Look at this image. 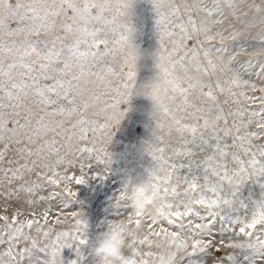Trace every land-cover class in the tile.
I'll return each mask as SVG.
<instances>
[{
  "label": "snow or ice",
  "instance_id": "obj_1",
  "mask_svg": "<svg viewBox=\"0 0 264 264\" xmlns=\"http://www.w3.org/2000/svg\"><path fill=\"white\" fill-rule=\"evenodd\" d=\"M149 3L168 103L144 143L167 172L123 264H264V192L240 193L264 177V0ZM133 4L0 0V264H92L74 185L105 178L141 94ZM112 207L129 215L119 189Z\"/></svg>",
  "mask_w": 264,
  "mask_h": 264
},
{
  "label": "clouds",
  "instance_id": "obj_2",
  "mask_svg": "<svg viewBox=\"0 0 264 264\" xmlns=\"http://www.w3.org/2000/svg\"><path fill=\"white\" fill-rule=\"evenodd\" d=\"M141 96L149 101L146 129L149 136L159 135L163 120V107L168 103L166 85L159 70L153 63L152 74L141 84ZM108 144L106 145L107 149ZM140 158L146 161L139 172L127 175L121 184L120 204L129 210L123 218L107 219L89 242L92 264H123L128 244L138 238L134 221L139 217L155 218L161 208L160 180L167 169L162 164V154L153 143H143ZM161 251L166 253V249Z\"/></svg>",
  "mask_w": 264,
  "mask_h": 264
},
{
  "label": "rangeland",
  "instance_id": "obj_3",
  "mask_svg": "<svg viewBox=\"0 0 264 264\" xmlns=\"http://www.w3.org/2000/svg\"><path fill=\"white\" fill-rule=\"evenodd\" d=\"M138 4V2H135L133 6L138 8ZM139 8H141V5ZM153 30V41L151 45L148 46V50H143L141 38L136 37L133 40L136 44L135 47L139 52V58L136 63V75L138 76H150L152 74L154 63L153 53L158 46L155 26ZM145 63H150V65H143ZM134 100V96H131L128 103H131ZM137 100L142 103L134 105L135 107H132L133 110L131 111L128 110V104L125 106L127 111L123 119L120 121V124L114 130L117 135V139L114 142H111L112 149L118 155L117 167H119L121 172L124 173V177L134 172H139L142 165L145 164H137V156L139 157L140 151L136 149H140L144 141L149 139L146 125L150 104L149 101L145 102L146 99L144 100V97L141 95H137ZM96 171L97 170L95 168H90L88 171L89 178L87 182L85 184L74 185L76 203L73 207L77 210H82L84 213V218L88 224L87 236L89 238V242L94 239L98 233L93 229L96 222H99L100 227L102 228L105 220L116 218L112 207V200L124 181V177L120 178L121 174L114 172V170L111 169V166H108L106 176L103 180H100L99 176L91 178ZM256 186H258L256 180H249L245 182L240 187L242 197L245 199L258 198L260 194L255 196L253 194L254 189H252ZM8 214L11 215V210H9Z\"/></svg>",
  "mask_w": 264,
  "mask_h": 264
},
{
  "label": "bare ground",
  "instance_id": "obj_4",
  "mask_svg": "<svg viewBox=\"0 0 264 264\" xmlns=\"http://www.w3.org/2000/svg\"><path fill=\"white\" fill-rule=\"evenodd\" d=\"M139 3L138 4V8L135 6H133V27H134V34H133V40L137 37V38H141V42L143 43V50H148V46L151 45L152 41H153V28H154V20H155V13L153 11L152 5L149 3V0H134V3ZM134 5V4H133ZM141 5V8H139V6ZM153 24V25H152ZM152 36V37H151ZM134 46L136 45L135 42ZM139 53V52H138ZM143 65L149 66L150 63H145ZM149 76H138L136 75V84L137 86H140L141 84H143V82L146 81V79ZM138 80V81H137ZM135 100L131 103H128V110H133L132 107H135L134 105H139L140 103H142L141 101L137 100V95H133ZM145 100V98H144ZM139 101V102H138ZM145 102H148V100L146 99ZM148 117V114H147ZM143 125L145 126V124L143 123ZM117 139V135L114 132V135L111 139V141L109 142L108 146H107V151L110 154V160L111 163L109 166H111V169L114 170V172H116L117 174H121V177H124V173L121 172V169L119 167H117V159H118V155L117 153L112 149V143ZM138 151H140V149H136ZM137 164H142V163H146V161L142 160L140 158V153H139V157L137 156ZM94 168V167H93ZM125 178V177H124ZM256 182L258 183V186L252 188L254 189V195H258L261 192H264V189H262L260 187L261 183H264V178L262 177H258L255 179ZM94 230H96L97 232L102 231V228L100 227V223L96 222V224H94ZM74 258V252L72 251L71 248H64L61 250V259L63 264H68V262Z\"/></svg>",
  "mask_w": 264,
  "mask_h": 264
}]
</instances>
